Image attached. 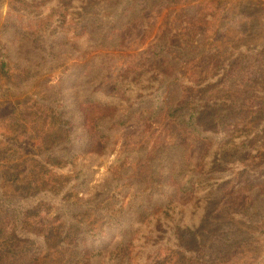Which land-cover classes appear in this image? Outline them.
Segmentation results:
<instances>
[{
    "label": "trees",
    "instance_id": "16d2710c",
    "mask_svg": "<svg viewBox=\"0 0 264 264\" xmlns=\"http://www.w3.org/2000/svg\"><path fill=\"white\" fill-rule=\"evenodd\" d=\"M241 1L0 0V264H264V0L236 38ZM158 6L151 56L99 87ZM165 116L207 141L198 165L175 137L118 151L92 184L121 126ZM183 192L205 199L198 222Z\"/></svg>",
    "mask_w": 264,
    "mask_h": 264
},
{
    "label": "rangeland",
    "instance_id": "374dc122",
    "mask_svg": "<svg viewBox=\"0 0 264 264\" xmlns=\"http://www.w3.org/2000/svg\"><path fill=\"white\" fill-rule=\"evenodd\" d=\"M256 0H242L239 3V7L235 8L236 14L231 18L230 26L232 27V33L236 34V38H241L242 33L244 32L245 26L247 28V23L251 21L250 13L259 16V12H256V9L253 7ZM241 7L244 8L245 12L238 9ZM255 10H253V9ZM6 9V8H5ZM46 10V9H43ZM68 19L70 16H67ZM167 17H166V9L163 6H158L148 12V24L149 27L146 28L143 22H138L134 24L127 31L125 45L120 49L119 52H116L114 56L108 55L110 49L102 50L106 53V56H103L104 61H106L107 73L105 77L99 84V87L103 88L105 91L109 93H116L114 89L116 78L120 73L125 71L129 65L132 63H139L140 61H145L147 58L151 56L152 49L151 45L155 39L161 34L162 28L165 26ZM235 21L236 24H235ZM74 28V25L67 26ZM62 28V27H61ZM66 28H64L65 30ZM68 32V30L66 31ZM148 35V37L144 40L143 36ZM101 49H97L96 51H100ZM38 57V55H36ZM57 75H55V79ZM69 81V82H68ZM67 84L62 87L63 94L71 93V86L73 83L70 80L66 81ZM52 85V84H51ZM55 89H51V93L54 92ZM76 101V100H75ZM78 112V111H77ZM175 137L179 139H185L186 144V153L191 160L198 165L201 161V156L205 152L208 147V143L205 140H199L191 134H186L182 132V129L177 125V123L168 117H162L157 122H155L152 126H148L144 119L136 117L132 119L129 123L121 126L119 128V132L115 136L114 146L112 149V155L108 158V162H103L102 164H97L93 166L96 170L92 178V184L97 183L99 176L102 171L107 169V165L112 162L118 155V151L140 147L143 144L150 145V151H152L155 147L160 144L167 142L169 140H173ZM216 142L215 145H217ZM230 144V143H227ZM97 149L98 146L95 145ZM146 162L143 163V168H147L145 165ZM202 195V194H201ZM191 192H183L180 193L179 199L185 204L182 206L185 209V217L187 219H192L194 222H198L201 219L203 205L205 202L204 198H201V204L196 202L198 198L201 196L198 194L197 196H193ZM236 197L234 195L223 194L222 192H216L212 195V204L221 203V205L230 201L234 202ZM196 209L197 211H194ZM233 222L229 219H224L223 225L230 226ZM110 241L108 240V243ZM97 247L93 248L96 249ZM91 249V250H93ZM52 257V256H51ZM173 260H169L162 264H172Z\"/></svg>",
    "mask_w": 264,
    "mask_h": 264
}]
</instances>
